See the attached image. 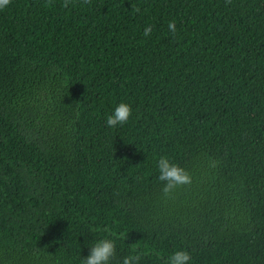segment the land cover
Listing matches in <instances>:
<instances>
[{"label": "trees", "instance_id": "trees-1", "mask_svg": "<svg viewBox=\"0 0 264 264\" xmlns=\"http://www.w3.org/2000/svg\"><path fill=\"white\" fill-rule=\"evenodd\" d=\"M63 3L0 9V264H264V0Z\"/></svg>", "mask_w": 264, "mask_h": 264}, {"label": "clouds", "instance_id": "clouds-1", "mask_svg": "<svg viewBox=\"0 0 264 264\" xmlns=\"http://www.w3.org/2000/svg\"><path fill=\"white\" fill-rule=\"evenodd\" d=\"M11 0H0V9L6 8L10 4ZM83 4L88 5L91 0H82ZM226 3H231V0H226ZM69 0H64L63 7H68ZM45 6H49L47 3ZM134 12H140L139 7L133 9ZM169 31L173 36L176 34L175 21H170L168 24ZM152 26L149 25L144 29L143 35L148 37L151 35ZM132 114L130 105L126 103H119L113 113L107 117V126L115 128L118 124L124 125L128 122ZM212 166H215L214 164ZM159 176L158 180L164 182L162 192L165 197H168L177 188L190 185L192 183V177L189 172L177 164L171 163L169 158L161 156L158 160ZM105 232L110 233L111 230L107 227L104 228ZM116 245L112 239H101L94 246L90 248L89 254L83 259V264H109V262L115 257ZM140 255H128L122 260V264H138ZM192 259L190 253L183 249L174 251L165 264H188Z\"/></svg>", "mask_w": 264, "mask_h": 264}]
</instances>
